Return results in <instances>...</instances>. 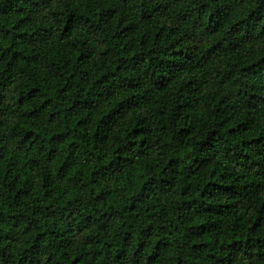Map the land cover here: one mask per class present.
I'll use <instances>...</instances> for the list:
<instances>
[{
    "label": "trees",
    "instance_id": "trees-1",
    "mask_svg": "<svg viewBox=\"0 0 264 264\" xmlns=\"http://www.w3.org/2000/svg\"><path fill=\"white\" fill-rule=\"evenodd\" d=\"M0 264H264V0H0Z\"/></svg>",
    "mask_w": 264,
    "mask_h": 264
}]
</instances>
